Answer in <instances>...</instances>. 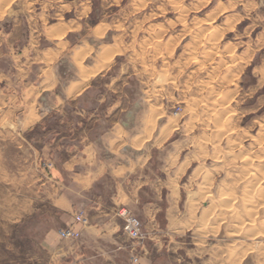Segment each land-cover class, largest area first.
<instances>
[{
	"label": "rangeland",
	"instance_id": "obj_1",
	"mask_svg": "<svg viewBox=\"0 0 264 264\" xmlns=\"http://www.w3.org/2000/svg\"><path fill=\"white\" fill-rule=\"evenodd\" d=\"M55 23L73 30L63 38L68 50L108 47L104 55L110 49L112 55L105 59L109 70L90 81L91 95L60 112L17 90L37 83L35 52L50 45ZM98 24L103 36L93 39L89 29ZM153 39L158 43L147 47ZM166 48L172 56L162 60L158 52ZM57 73L62 86L72 76L65 64ZM23 105L38 107L37 128L33 113L19 122ZM126 109L138 121L150 110L155 116L147 167L153 180L167 182L161 197L172 205L168 221L161 214L171 234L158 264H264V165L256 161L264 154V0H0V264H56L35 224L23 219L54 166L51 148L89 129L87 114L124 121ZM243 159L260 172L246 170ZM244 171L258 172L254 185ZM244 187L250 197L242 205Z\"/></svg>",
	"mask_w": 264,
	"mask_h": 264
},
{
	"label": "crops",
	"instance_id": "obj_2",
	"mask_svg": "<svg viewBox=\"0 0 264 264\" xmlns=\"http://www.w3.org/2000/svg\"><path fill=\"white\" fill-rule=\"evenodd\" d=\"M62 26L55 23V30H61V35L52 36L54 38L51 37L46 49L35 52L33 64L38 65L37 83L23 84L17 88L23 99H30L32 104L38 101V107L42 104L49 111L56 109L59 112L65 103L82 95L87 96L90 88H93L90 81L103 77L109 70L107 67L98 68L97 71L103 49L95 52L87 45L89 47L68 50L63 38L71 31L62 29ZM97 26L99 24L89 29V37L96 38L92 33ZM81 53L89 54L82 56L80 67L75 66L73 55L80 57ZM63 64L70 68L72 76L62 86L57 68ZM89 72L96 74L81 80L82 74ZM112 86L110 83L108 88L115 93ZM1 88H5V85L1 84ZM32 104L29 103V106ZM118 105H111L109 112ZM29 106L23 105L24 116L19 122L24 123L28 114L33 113L32 127L35 129L42 117L38 107ZM137 108L139 104L133 102L134 111ZM134 111L126 109L124 121L117 114L109 118L104 116L103 119L100 115L87 114L86 123L93 124L89 129L72 132L68 134L71 137L68 145L56 143L51 148L54 150V166L49 171L48 179L39 184V189L43 188L42 196L33 197L31 208L23 219L35 224L40 245L56 264H133L130 256L134 243L123 234V222L119 216L125 211L143 224L145 236L142 245L137 248L139 264H158L162 257L165 258L171 233L169 225L161 222V214L168 221L172 216V205L168 207V197H165V201L161 197L167 182L163 184L162 181L153 180L147 167V154L151 146L149 139L140 147L135 146V142L146 134L143 132L145 122L142 123L145 120L138 121ZM139 124L142 130L138 132ZM160 137L161 133L158 132L154 142ZM65 138L66 135L61 136L59 141ZM162 202H165L164 208ZM63 230L79 233L80 236L76 240L64 239L59 234Z\"/></svg>",
	"mask_w": 264,
	"mask_h": 264
},
{
	"label": "bare ground",
	"instance_id": "obj_3",
	"mask_svg": "<svg viewBox=\"0 0 264 264\" xmlns=\"http://www.w3.org/2000/svg\"><path fill=\"white\" fill-rule=\"evenodd\" d=\"M44 7L43 8H40L39 10H37L36 12L37 13H42L43 11H44ZM113 24H114V22H113ZM184 24V23H183ZM100 25H102V24H100ZM99 25V26H100ZM182 25V24H181ZM63 26H66V25H63ZM99 26H97V28L99 27ZM103 26V25H102ZM66 27H70V26H66ZM110 27H112V24H107L106 26H104V28H105V30L106 29H110ZM155 27H157V26H155ZM154 27V28H155ZM183 27H184V29L185 28H187V27H185L184 25H183ZM67 28V29H68ZM71 28V27H70ZM70 28H69V30H70ZM211 28V27H210ZM59 29H61V28H59ZM63 29V28H62ZM183 29V30H184ZM148 30V29H147ZM186 30V29H185ZM71 31V30H70ZM97 31L98 30H96V32H94V33H92L95 37H100V36H103V35H101V33L99 34V32L97 33ZM151 31V30H150ZM159 31V30H158ZM60 32H62L61 30H59L58 32H54V36H60L61 35V33ZM72 32V31H71ZM102 33H104L103 31H101ZM118 32V31H117ZM147 32V31H146ZM53 33V32H52ZM52 33H51V35H52ZM64 33V32H63ZM62 33V34H63ZM201 33V32H200ZM50 34V33H49ZM48 34V35H49ZM136 34V33H135ZM50 35V36H51ZM155 36V35H154ZM52 37V36H51ZM51 37H49V38H51ZM62 37H63V35H62ZM48 38V37H47ZM54 37H52V39H53ZM58 38V37H57ZM48 40V39H47ZM116 40V39H115ZM177 41V40H176ZM158 43V39H153V42L150 44V46H148L147 45V47H149V48H152L151 46L153 45V46H155L156 44ZM192 43H196V40H192ZM114 45H115V43H114ZM59 46V45H58ZM117 46V45H116ZM143 46V45H142ZM162 46H163V44H162ZM169 46H172V45H169ZM169 46H168V48H169ZM107 47V46H106ZM121 47V46H120ZM108 48V47H107ZM107 48L106 49H104L102 52V57H101V59H99L100 57H98V59L99 60H101V63H100V65H99V67H97V71H98V68H102V69H104V68H107V67H109L107 64H108V62H107V60H105V59H108L107 58V56L109 57V56H111V58H112V55H111V49H110V51H107V52H105V55H104V51H106L107 50ZM143 48V47H142ZM163 48V47H162ZM161 48V49H162ZM168 48H166V49H163V50H160L159 52H158V56H160V57H162V56H168V55H171L172 56V50H170V49H168ZM116 49V48H115ZM189 49V48H188ZM118 50V49H117ZM154 50V49H153ZM157 50V49H156ZM115 51V50H114ZM88 52H90V51H88ZM145 52V51H144ZM157 52V51H156ZM117 53H119V52H117ZM146 53V52H145ZM188 53V52H187ZM89 53H87L86 55H88ZM101 54V53H100ZM100 54H99V56H100ZM121 54V53H120ZM185 54V53H184ZM189 54V53H188ZM76 55V54H75ZM85 55V56H86ZM186 55V54H185ZM143 56V55H142ZM171 56H169L170 58H172ZM73 57H74V59H75V66H81L82 65V60H83V58L80 56H74L73 55ZM78 57V58H77ZM168 58V57H167ZM50 59V58H49ZM192 59V58H191ZM45 60V59H44ZM109 60V59H108ZM162 60H163V57H162ZM97 61V60H96ZM48 62V61H47ZM98 62V61H97ZM107 62V63H106ZM49 63H50V61H49ZM166 64V63H165ZM50 65V64H49ZM143 65V64H142ZM145 65V64H144ZM143 65V66H144ZM97 66H98V63H97ZM49 67V66H48ZM96 67V66H95ZM175 67V66H174ZM77 68V67H76ZM133 68V67H132ZM146 68V67H145ZM169 68V67H168ZM48 69V68H47ZM46 69V70H47ZM101 69V70H102ZM89 70V69H88ZM87 70V71H88ZM95 70V69H94ZM93 70V71H94ZM134 70V69H133ZM173 70V69H172ZM179 70V69H178ZM50 71V70H49ZM79 71V70H78ZM180 71V70H179ZM82 72V71H81ZM99 72V71H98ZM44 73H45V71H44ZM100 73H101V71H100ZM161 73V72H160ZM51 74V73H50ZM80 74V73H79ZM94 74H96V72H89V73H84V74H82V76L80 77L81 78V80H87L91 75H94ZM135 74V73H134ZM150 74H152V73H150ZM154 74V73H153ZM169 74V73H168ZM46 75V74H45ZM135 76V75H134ZM158 76V75H157ZM168 76V75H167ZM161 78H163V77H165V75L164 76H160ZM140 79H141V77H140ZM161 80V79H160ZM175 80V79H174ZM147 81V80H146ZM157 82H158V79L156 80ZM84 82V81H83ZM142 82V81H141ZM173 82V81H172ZM86 83V82H85ZM159 83V82H158ZM170 83H171V81H170ZM174 83V82H173ZM172 83V84H173ZM147 84V83H146ZM160 84V83H159ZM158 84V85H159ZM168 84H169V82H168ZM205 84H208V83H205ZM205 84H203V87H205L204 85ZM50 85H52V84H50ZM174 85V84H173ZM85 86V85H84ZM171 86V85H170ZM49 87V86H48ZM82 87V86H81ZM151 87H152V85H151ZM150 87V88H151ZM155 87V86H154ZM161 87V86H160ZM74 88V87H73ZM71 89V88H70ZM69 89V90H70ZM49 90V89H48ZM51 90V89H50ZM72 90V89H71ZM76 90V89H75ZM151 90V89H150ZM150 90H149V93H150ZM67 91V90H66ZM152 92H154L153 90H152ZM69 94V93H68ZM72 94V93H71ZM66 95V94H65ZM73 95V94H72ZM212 95V94H211ZM214 95V94H213ZM68 97H69V95H67ZM74 96V95H73ZM153 96V95H152ZM169 98V97H168ZM167 98V99H168ZM148 99V98H147ZM150 99H151V97H150ZM164 100V99H163ZM147 103V102H146ZM148 105V104H147ZM193 105V104H192ZM147 107V106H146ZM149 107V106H148ZM151 107V106H150ZM188 106H186L185 108H187ZM191 107V106H190ZM150 109V108H149ZM156 110V109H155ZM188 110L189 109H187V112H188ZM191 110V109H190ZM147 111H149V110H147ZM157 111V113L156 112H154V110H153V112L154 113H156V114H158L159 115V113H158V110H156ZM184 111V110H183ZM186 111V110H185ZM192 111V110H191ZM162 112V111H161ZM190 112V111H189ZM150 114H148V115H150V116H147V118L146 119H144L145 121H142V123H144L145 122V131H146V135L144 136V134H143V136H144V138H143V136H142V138L141 139H139V140H137L136 142H135V146L136 147H140L141 145H142V143L145 141V140H147V138L149 139V134L151 133V131L153 130L152 128L154 127V117H152L151 116V110H150V112H149ZM153 113V114H154ZM161 114V113H160ZM163 114V113H162ZM158 117V116H157ZM225 117V116H224ZM172 118H176L175 116L174 117H172ZM175 121H176V119H174ZM174 120H172L173 122H174ZM171 120H169V122H172ZM176 123V122H175ZM170 124V123H169ZM166 125V124H165ZM168 126V125H167ZM170 126V125H169ZM173 126V129L174 128H176V125H175V127H174V125H172ZM190 127V126H189ZM171 129H172V127H170ZM169 129V128H168ZM170 129V130H171ZM145 131H144V128H143V132L145 133ZM121 132V131H120ZM169 132V131H168ZM117 133H119V132H117ZM148 133V134H147ZM159 134H160V131H159ZM169 134H170V132H169ZM118 135V134H117ZM166 135V133H164V135H162V137L163 136H165ZM236 135V134H235ZM141 136V135H140ZM168 136V135H167ZM158 137V136H157ZM136 138V137H135ZM135 138L133 139V140H135ZM167 138V137H166ZM165 138V139H166ZM138 139V138H137ZM161 139V138H160ZM159 139V140H160ZM163 139V138H162ZM162 141V140H161ZM115 142H117V141H115ZM114 142V143H115ZM163 143V142H162ZM112 144H113V142H112ZM112 144H110V145H112ZM156 144V143H155ZM110 145H109V148H110ZM133 145V144H132ZM113 146V145H112ZM134 147V146H133ZM136 147H134V149L136 148ZM111 150H112V148H111ZM137 150V149H136ZM264 151V150H263ZM111 152V151H110ZM113 152V151H112ZM232 155V154H231ZM250 157V156H249ZM215 158V157H214ZM257 160V163L258 164H262L263 163V165H264V154H263V152H262V154L260 155V156H258L257 158H256ZM248 159H243V161H244V165H245V163L247 164V167H246V170L247 169H249L250 171H251V169H252V167H253V169L255 170L256 168L250 163V162H248L247 161ZM250 161V160H249ZM252 162V161H251ZM244 167V168H245ZM261 167H262V165H261ZM264 167V166H263ZM248 170V171H249ZM255 171H259V169L257 170H255ZM255 171H254V173H255ZM245 172V171H244ZM260 172V171H259ZM254 173H248L247 175H248V177H247V179L248 180H244V181H247L246 183H249L250 185H252L255 181V178L257 177H255L254 176ZM255 174H258V172L257 173H255ZM245 177L247 176L246 175V172H245ZM262 175V174H261ZM255 177V178H254ZM254 181V182H253ZM240 182L241 183H243L244 184V182H243V179L242 180H240ZM240 183V184H241ZM255 184V183H254ZM253 184V185H254ZM245 185V187H246V184H244ZM242 187V186H241ZM245 187L244 188H241V190H240V194H241V196H240V199H239V203L238 204H242V205H244V204H246L247 203V200H248V197H250L249 195H250V191L249 190H247V188L245 189ZM258 192V191H257ZM224 199H225V202H229L231 199L229 198L230 196L228 195V194H225L224 196ZM238 202V201H237ZM234 206V205H233ZM238 206V205H237ZM231 207V206H230ZM234 208V207H233ZM233 208H229V212H232L233 211ZM252 211V210H251ZM255 211V210H254ZM239 213V212H238ZM249 213V212H248ZM252 214V213H251ZM249 216V215H248ZM250 219V218H249ZM239 228V227H238ZM237 233V232H236ZM250 233V232H249Z\"/></svg>",
	"mask_w": 264,
	"mask_h": 264
},
{
	"label": "built area",
	"instance_id": "obj_4",
	"mask_svg": "<svg viewBox=\"0 0 264 264\" xmlns=\"http://www.w3.org/2000/svg\"><path fill=\"white\" fill-rule=\"evenodd\" d=\"M122 218V232L128 237L134 244L131 249L130 261L133 264H139V257L137 253V248L142 245L144 240L143 224L142 222L132 215L131 213L125 211L119 214ZM60 236L64 239L76 240L79 238L80 234L72 232L69 230H63L59 232Z\"/></svg>",
	"mask_w": 264,
	"mask_h": 264
}]
</instances>
